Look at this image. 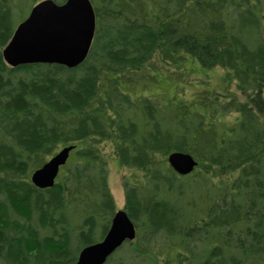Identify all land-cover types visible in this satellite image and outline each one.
I'll return each mask as SVG.
<instances>
[{"label":"trees","instance_id":"16d2710c","mask_svg":"<svg viewBox=\"0 0 264 264\" xmlns=\"http://www.w3.org/2000/svg\"><path fill=\"white\" fill-rule=\"evenodd\" d=\"M40 1L0 0V264L76 262L117 211L113 166L137 237L105 264H264V0H91L81 65L9 66ZM71 144L55 185L36 187Z\"/></svg>","mask_w":264,"mask_h":264},{"label":"water","instance_id":"95a60500","mask_svg":"<svg viewBox=\"0 0 264 264\" xmlns=\"http://www.w3.org/2000/svg\"><path fill=\"white\" fill-rule=\"evenodd\" d=\"M96 31V12L91 0H42L17 26L3 49L5 61L12 67L25 64H59L68 68L81 65L90 52ZM75 145H66L36 169L32 183L40 188L55 185ZM170 166L179 174L191 173L198 162L189 153L171 152ZM137 227L126 210L115 212L105 236L85 246L74 264H105L126 241L134 240Z\"/></svg>","mask_w":264,"mask_h":264},{"label":"rangeland","instance_id":"374dc122","mask_svg":"<svg viewBox=\"0 0 264 264\" xmlns=\"http://www.w3.org/2000/svg\"><path fill=\"white\" fill-rule=\"evenodd\" d=\"M30 11V6L26 7L25 12L28 14ZM20 20L16 19L15 20V25L19 22ZM222 74V69L218 68L215 71H210L207 74H201V77L205 79L206 81L209 82V88L211 86L217 85L220 81V76ZM264 117V114H263ZM121 171L117 169V167H112L110 170V178L109 182L111 185V190L112 193L116 199L117 203V209H123L124 208V188L122 187V176H121Z\"/></svg>","mask_w":264,"mask_h":264}]
</instances>
